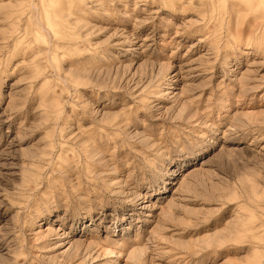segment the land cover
Here are the masks:
<instances>
[{
  "label": "rangeland",
  "instance_id": "1",
  "mask_svg": "<svg viewBox=\"0 0 264 264\" xmlns=\"http://www.w3.org/2000/svg\"><path fill=\"white\" fill-rule=\"evenodd\" d=\"M0 264H264V0H0Z\"/></svg>",
  "mask_w": 264,
  "mask_h": 264
}]
</instances>
